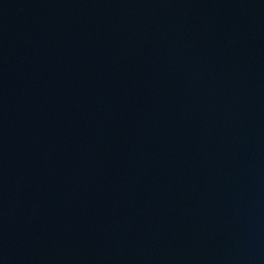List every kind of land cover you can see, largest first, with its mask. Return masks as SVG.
<instances>
[{
    "label": "water",
    "instance_id": "95a60500",
    "mask_svg": "<svg viewBox=\"0 0 264 264\" xmlns=\"http://www.w3.org/2000/svg\"><path fill=\"white\" fill-rule=\"evenodd\" d=\"M0 264H264V0H0Z\"/></svg>",
    "mask_w": 264,
    "mask_h": 264
}]
</instances>
